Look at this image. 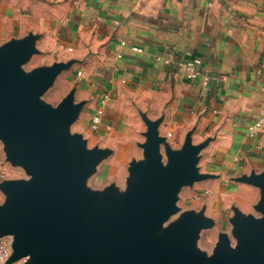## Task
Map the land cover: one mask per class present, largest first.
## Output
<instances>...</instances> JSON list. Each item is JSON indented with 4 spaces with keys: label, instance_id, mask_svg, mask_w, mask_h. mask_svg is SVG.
Segmentation results:
<instances>
[{
    "label": "water",
    "instance_id": "95a60500",
    "mask_svg": "<svg viewBox=\"0 0 264 264\" xmlns=\"http://www.w3.org/2000/svg\"><path fill=\"white\" fill-rule=\"evenodd\" d=\"M38 38L29 31L0 45L4 161L28 176L0 180V238L12 236L5 264H264V169L232 178L260 188L262 196L254 206L259 218L232 208L235 247L226 233H219L210 255L196 247L198 231L213 225L204 206L163 227L182 186L217 177L200 172L199 153L210 139L193 143L191 130L172 148L158 133L162 119L141 113L142 158L128 162L125 189H86L85 178L112 150L87 148L80 133H71L84 104L75 102L74 88L56 107L39 99L74 60L25 71L23 65L38 53Z\"/></svg>",
    "mask_w": 264,
    "mask_h": 264
},
{
    "label": "crops",
    "instance_id": "0c3cea01",
    "mask_svg": "<svg viewBox=\"0 0 264 264\" xmlns=\"http://www.w3.org/2000/svg\"><path fill=\"white\" fill-rule=\"evenodd\" d=\"M20 2L31 14L29 23L16 15L18 36L43 33L56 60H74L66 76L75 102L84 101L77 132L135 159L145 139L141 113L162 119L158 133L172 148L190 130L193 143L209 138L199 153L217 175L199 184L207 210L224 198L228 179L264 169V133L247 135L264 104V0ZM190 57L201 60L206 86L185 76L180 63ZM104 92L111 101L93 132L90 115ZM4 158L1 150L0 167Z\"/></svg>",
    "mask_w": 264,
    "mask_h": 264
},
{
    "label": "rangeland",
    "instance_id": "374dc122",
    "mask_svg": "<svg viewBox=\"0 0 264 264\" xmlns=\"http://www.w3.org/2000/svg\"><path fill=\"white\" fill-rule=\"evenodd\" d=\"M21 0H0V45L11 38H18V21H16V15H20L26 19V23H29L30 9L25 8ZM32 32V31H31ZM39 34V38L36 41V49L38 53L33 54L30 59L23 65L25 71L38 66L50 65L56 60L52 52L44 44V34ZM53 58V59H52ZM70 87H68V78L66 71L58 74L50 86H48L43 93L39 96V99L46 104L56 107L62 98L68 93ZM78 118L70 126L71 133L77 132L75 130V123ZM82 138L86 142L87 148L94 146L101 147L99 140L94 134L81 133ZM97 140V142H96ZM2 150V144L0 142V151ZM141 155H137L139 158ZM133 157L121 155H114L113 153L106 158L102 159L95 167V170L85 178L84 187L91 191H96L99 194L104 192L106 187L110 184H114L119 191H123L126 187V178L128 176V162ZM0 167V180L4 178H28L25 172L18 168L12 167L7 162L1 163ZM200 172H208L205 156L202 155L198 164ZM209 180V179H208ZM229 180V187L225 188V193L222 196H217L216 201H213V209L206 206V199L208 198V192L205 188H199V184L202 181L194 182L192 185H184L177 192V198L174 202L176 211L168 216L165 220L163 227H167L174 222L179 216L187 210L199 211L203 206L205 207L204 213L207 217L213 220V225L210 228L200 229L197 234L196 247L201 251L210 255L218 240L219 233H226L230 240V245L235 247L236 240L232 236L233 225L229 218L233 215L232 208H237L244 215H252L254 218L261 217V212L257 211L254 206L262 198L260 188L235 182L232 179ZM3 194L0 192V203L3 201ZM215 199V198H214ZM209 211V213L207 212ZM212 212V213H211ZM10 235L2 238L11 240ZM22 260H20L21 263ZM16 264V263H14Z\"/></svg>",
    "mask_w": 264,
    "mask_h": 264
},
{
    "label": "built area",
    "instance_id": "2783aa9c",
    "mask_svg": "<svg viewBox=\"0 0 264 264\" xmlns=\"http://www.w3.org/2000/svg\"><path fill=\"white\" fill-rule=\"evenodd\" d=\"M121 45H125L124 41L120 42ZM133 51H139L137 47H131ZM119 56V55H118ZM168 63V61H165ZM185 72V76L188 79L201 78L202 84L206 86L208 82V76L202 72L201 60L196 57L187 58L180 63ZM76 75L81 76V71H77ZM111 101V95L108 92H104L99 97L98 105L95 107L94 111L90 115L89 127L91 131H98L105 112V108ZM260 133H264V104L257 118L248 126L247 135L254 137ZM11 253V240L7 238H0V264H5V261ZM20 264V263H16Z\"/></svg>",
    "mask_w": 264,
    "mask_h": 264
}]
</instances>
